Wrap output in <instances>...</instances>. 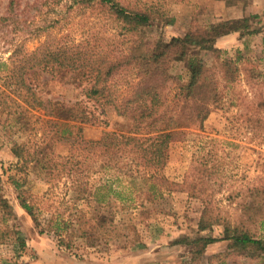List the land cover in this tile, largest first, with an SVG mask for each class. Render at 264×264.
I'll use <instances>...</instances> for the list:
<instances>
[{"label":"trees","instance_id":"1","mask_svg":"<svg viewBox=\"0 0 264 264\" xmlns=\"http://www.w3.org/2000/svg\"><path fill=\"white\" fill-rule=\"evenodd\" d=\"M168 1L72 0L71 5L80 12L89 13L91 30L79 38L70 31L60 36L43 31L48 37L35 50L27 51L22 43L14 49L10 65L0 61V70L5 72L0 104L6 96L2 86L13 83L29 92L31 99L24 95V102L44 110L48 117L38 127L47 129L44 134L48 139L35 144L16 142L12 147L18 161L8 179L17 191L20 206L33 218L40 233L53 235L58 245L69 250L128 235L130 227L121 213L136 209L144 213L148 205L166 194L182 191L203 202L199 231L223 226L218 235L184 234L173 240L187 247L186 264H264V233L257 229L258 198L264 185L248 190L252 199L243 205L246 217L233 222L220 217L212 203L209 183L218 175L217 165L210 166L204 159L194 161L182 181L163 172L173 144L184 141L192 128H202L214 109L223 108L224 89L241 77L248 62L241 54L227 55L216 45L218 39L232 32L244 35L260 30L251 27L248 17L216 20L204 6L193 12L183 34L149 41L145 27L154 21H175ZM247 2L226 0L228 4ZM205 49L214 53L211 63L200 54ZM178 62H185L187 77L183 81H178L182 76L173 71ZM39 66H51L61 78L68 76L84 84L82 93L88 99L129 117L131 127L105 131L100 138L87 137V124L108 121L101 119L86 100L68 102L38 96L27 82V73ZM31 73L36 78L39 74L36 70ZM122 83L128 92L121 96L118 85ZM260 98L253 107L258 117L264 106V96ZM4 110L5 104L0 106V114ZM12 120L8 117L0 122L10 129L24 128L23 123ZM65 148L66 154L62 153ZM26 166L30 170L23 173ZM33 172L52 182L64 179L69 183L71 204L66 209L52 208L44 223L43 208L26 187ZM2 176L0 173V208L4 222H8L17 214L3 193ZM85 205L87 209L82 207ZM222 241H227L224 250L207 253L210 245Z\"/></svg>","mask_w":264,"mask_h":264},{"label":"rangeland","instance_id":"2","mask_svg":"<svg viewBox=\"0 0 264 264\" xmlns=\"http://www.w3.org/2000/svg\"><path fill=\"white\" fill-rule=\"evenodd\" d=\"M71 1L14 0L13 10L10 11L11 0H0V61L10 65L14 49L22 43L27 51L35 50L48 37L43 31L58 36L70 31L79 38L81 33L91 30L92 18H89V13L80 12L75 5H71ZM168 2L167 8L175 16V21L172 24L154 21L145 27L149 41H156L161 36L168 39L172 35L183 34L191 24L193 12L204 6L216 20L248 17L251 27L260 30L244 35L232 32L218 39L216 45L222 47L227 55L241 54L248 62L243 65L241 77L224 89L223 108L214 109L202 128H192L184 141L173 144L169 163L163 169L170 178L182 181L194 161L204 159L209 161L210 166L217 165L218 175L209 183L216 213L233 222L245 219L243 205L252 199L248 190L264 185V106L259 110L260 117L256 116L253 108L264 96V0H248L246 4H228L226 0ZM200 54L208 63L212 62V50L205 49ZM250 67L251 73H247ZM53 69L51 66L36 67L27 73V82L43 98H62L68 102L86 100L91 107L96 108L100 118L108 123L87 124V137L100 138L105 131L131 127L129 117L118 115L111 107L97 105L82 93L84 84L68 76L61 78ZM33 70L39 73L37 78L31 73ZM173 71L182 76L178 81L187 77L185 62H178ZM4 75L5 72L0 70L2 84ZM3 87L6 96L2 98L3 104L0 106L5 104V110L0 114V121L10 117L13 122L23 123L24 128L14 126L10 129L0 122L3 193L17 214V218L4 222L0 208V264H186L189 259L187 247L173 243V240L184 234L218 235L222 232L221 225L199 231L198 221L203 208L201 198L174 191L148 205L144 213L137 209L121 213L120 217L130 227L126 236L121 235L97 246H75L71 250L58 245L53 235L40 233L33 218L20 206L17 191L8 179L16 171L18 161L12 147L16 142L35 144L48 139L44 134L47 129L38 128L41 121L48 117L44 110L32 108L30 102H24V95L31 99L28 91L13 83ZM118 89L121 96L128 92L123 83L118 85ZM62 153H68V149L65 148ZM29 170L30 167L26 166L23 173ZM68 185L64 179L52 182L34 172L29 176L26 187L43 208V223L52 208L66 209L71 204ZM258 203L257 229L264 233V190ZM82 207L87 209V205ZM226 247L227 241L217 242L208 247L207 253L218 252Z\"/></svg>","mask_w":264,"mask_h":264},{"label":"crops","instance_id":"3","mask_svg":"<svg viewBox=\"0 0 264 264\" xmlns=\"http://www.w3.org/2000/svg\"><path fill=\"white\" fill-rule=\"evenodd\" d=\"M231 34H233V33H231ZM231 34H228V35L224 36V38L227 37V36H229V35H231Z\"/></svg>","mask_w":264,"mask_h":264}]
</instances>
